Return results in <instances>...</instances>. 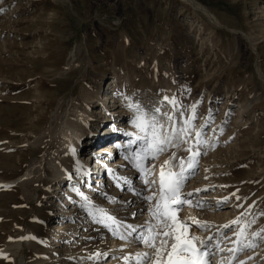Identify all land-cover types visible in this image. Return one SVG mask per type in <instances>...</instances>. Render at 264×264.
<instances>
[{"label":"rangeland","instance_id":"1","mask_svg":"<svg viewBox=\"0 0 264 264\" xmlns=\"http://www.w3.org/2000/svg\"><path fill=\"white\" fill-rule=\"evenodd\" d=\"M263 13L264 0H0V264L35 255L24 240H35L34 220L45 232L38 253L52 260L82 249L85 241H76L86 235L89 218L82 202V208L73 205L75 211L66 204L68 181L13 180L40 157L41 142L34 140L39 129L64 109L71 111L82 92L92 93L97 85L105 106L86 108L87 122L119 113L123 119L108 127L136 129L133 121L140 116L146 125L135 130L140 136L152 141L155 120L163 135L175 138L139 168L148 173L142 190L158 192L149 164L167 160L179 173L183 161L181 198L200 190L189 196V208L209 225L203 228L204 239L213 237L209 264H264V82L257 72L264 78ZM89 134L81 152L96 154L100 144L89 142ZM144 147L146 153V145L139 146ZM135 148L131 156L144 154ZM114 156L117 160L119 152L101 155L106 165L98 175ZM92 181L88 190L100 191L95 177ZM139 181L137 175L132 187L124 183L113 197L115 187L104 173L110 197L99 192L103 203L119 205ZM136 199L131 195L132 203ZM76 211L83 217L72 219ZM180 214L181 221L188 220ZM67 225H77V231L66 233Z\"/></svg>","mask_w":264,"mask_h":264},{"label":"bare ground","instance_id":"2","mask_svg":"<svg viewBox=\"0 0 264 264\" xmlns=\"http://www.w3.org/2000/svg\"><path fill=\"white\" fill-rule=\"evenodd\" d=\"M187 1L193 2V0ZM196 5L198 7H202L197 2ZM198 9L199 11H202V14H204L207 20L211 21V23L221 25V21H219L213 13L209 12L205 8ZM263 14L261 17L264 20ZM228 29L233 30L230 28ZM257 72L263 79L262 82H264L261 72L258 69ZM99 90L100 86L97 85L92 93L90 91L85 93L82 92L81 95L83 96V100L78 103L74 102L75 104L73 106L71 105L73 107L71 111L64 109V111L59 113L60 115L57 114L59 116L53 117L51 121L49 119L47 120L46 124L39 129L42 131L41 134L39 133V130L36 131H39V134H35L34 140L41 142L40 147H42L40 157L35 159L32 164L30 163V167L23 172V174L18 176L16 180H13L14 182L20 183L19 185H26L32 180L39 181L46 177H48L51 185H59L62 182L68 181V186L64 192L66 194V197L64 198V200H66V204H68V206L71 205V209L75 211L73 205L76 207L81 206L79 208H82V205L80 204L82 202L86 210L84 214H86L89 218L88 226L84 227L86 235L81 233L78 235L79 239L77 241L75 240L76 242L84 240L85 243L82 246V249L75 253L76 255H70V251L64 253V255H68L67 258H64L63 256L53 258L51 260L45 255L37 252L36 245L44 239L45 232L39 225L42 222L38 220L40 222L38 224V222H34V220L31 227L33 230L32 235L35 236V240H32V236H30V238L28 236L25 238V235L22 236L25 238V242L29 243L27 246L35 252V255L27 262L25 260L22 261V259H18L17 264H48L54 260H56L58 264H147L146 261L138 262L136 260V254L142 252H152L153 250L149 249L137 238L142 234H148L149 226L155 225L157 231L160 230L158 218L154 217L152 213L157 200H159V178L161 166H164V171L167 172L169 170V164L171 163L168 165L159 164L156 166L149 164V167H153L154 172L152 179L149 180L155 181L154 184L158 192L157 194L155 193V195L151 191L143 192L144 190L142 189L147 187L144 178L148 177V173L139 171V168L143 169L144 161L147 160L151 154L156 155L157 153H153L152 151L151 138L148 136H140L138 132H135L137 128L134 129L127 127V132V130L124 129L119 130V128H113V125L108 127L107 123L118 122L123 119V116L119 113H116L113 118H111V115L106 113V115L101 117L96 123H92V121L87 122V111L90 109L87 110L86 108H89V106L92 105L105 106V99L101 100V98H99ZM102 95H105V93ZM261 96L264 97V89ZM116 102L118 101H113L112 106L114 108L112 110H115L118 107ZM87 123H90L89 126H87ZM128 124L132 125L131 122H128ZM87 132H90L88 136V138H90L89 142L91 141L92 143H95L96 141L100 144L98 151L96 150V154L94 149H90L87 153L81 152V141ZM170 137L174 138L172 135L169 136V138ZM174 140L175 138L171 141ZM140 145L141 147L146 145V153L147 150H149L147 153L148 157L145 155V147L141 150L139 148ZM167 145H164V149ZM134 148L136 149L135 153L138 152V150L140 153L144 150V154L141 153L140 155L138 152L139 155H135L134 157L136 158H134L131 156ZM115 151L119 152V158L115 160L114 156V159H111L112 163L109 164V168L106 166V171L103 170L102 176L98 175V173L100 174L98 169H104L106 165L105 161H101V155L108 154L109 158H111ZM97 153L99 154L97 155ZM84 156H87L86 159ZM106 161H110V159ZM91 164L93 165L91 166ZM123 166L129 167V169L127 171L119 172V169L121 170ZM104 173L107 174L108 181H111L112 186L115 187L114 195H112L113 197L117 196L119 191L118 189H121L124 183H126V188L132 187V182L138 175L140 177V181L138 182V187L136 188L137 190L133 192L134 194L128 193L127 191L126 194L123 195V199L119 200V205L104 204V199H101L100 193L110 197L108 192L109 190H107L109 188H106L107 186L103 183ZM92 177H95L97 180L99 185L98 187H101L100 191L94 189L96 188L95 186H92L94 191L88 190V188H91V183L93 182ZM195 190L196 189L193 188L191 194L196 195ZM186 194H188V192ZM131 195L135 199L137 198L136 202L132 203L130 201ZM148 196H153V199H146ZM181 199L189 200V196ZM129 205L132 206L129 207ZM190 205L191 204L187 203L184 204V206L180 207L177 212L181 213L180 215L182 218L188 219L187 221L191 225V220H189L190 217H194L199 221L201 218H198V216L196 217L195 211L189 208ZM49 213L50 208L46 209L45 215L47 216ZM75 214H77V216L72 214V219L77 220L79 217H83L80 213H77V211ZM71 225H67L65 227L64 230L66 233H74L77 231L75 230L77 225ZM85 225L86 224L84 223V226ZM220 225H222V228L224 224L220 223ZM221 228L217 229L218 231L215 232L216 235L219 234ZM190 229H195V235L201 239H204L207 236V232H205L203 228L191 225ZM120 236H124L125 239H121ZM71 240L73 241L74 237ZM126 256L129 257L127 261L124 259ZM214 263L217 264L216 262Z\"/></svg>","mask_w":264,"mask_h":264},{"label":"snow or ice","instance_id":"3","mask_svg":"<svg viewBox=\"0 0 264 264\" xmlns=\"http://www.w3.org/2000/svg\"><path fill=\"white\" fill-rule=\"evenodd\" d=\"M172 103L175 104L174 99ZM168 119L171 120L172 117L169 116ZM133 123L140 129L146 127L140 116ZM187 123L189 121H185V124ZM161 129H163V125H158L153 120L151 132L153 153L164 151V145L171 143L169 136L163 135ZM173 131L176 130L173 129ZM197 136L199 137V133H197ZM192 155L195 156L197 153ZM169 163L167 160L164 162L165 165ZM182 165L183 161H181V171L179 173L173 172L171 169L165 172L164 166H161L159 200H157L152 213L154 217L158 218L160 230L157 231L155 225L149 226L148 234H142L137 238L153 250L152 252L136 254L138 262L146 261L147 264H209L208 257L212 255L209 245L213 237L209 236L206 239H201L198 236L189 235L191 225L207 228L209 227L208 223L190 217V225L188 221H181L177 216V211L183 204H191V201L181 199V187L185 179L182 175L184 171ZM189 167H193V164L190 163ZM195 191L200 190L196 189ZM188 195L191 196L192 194L188 193ZM146 199L152 200L153 196H148ZM197 206L202 205L198 204ZM236 222L238 221H233V223ZM224 227H229V225H224ZM120 238L125 239L124 236H120ZM124 259L127 261L129 257L126 256Z\"/></svg>","mask_w":264,"mask_h":264}]
</instances>
